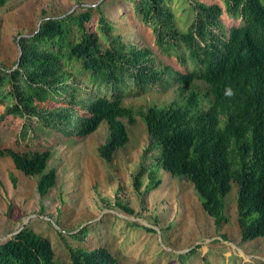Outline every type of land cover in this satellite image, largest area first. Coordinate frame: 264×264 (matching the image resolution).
<instances>
[{
  "label": "trees",
  "instance_id": "obj_1",
  "mask_svg": "<svg viewBox=\"0 0 264 264\" xmlns=\"http://www.w3.org/2000/svg\"><path fill=\"white\" fill-rule=\"evenodd\" d=\"M9 1L0 0V9ZM129 1L152 45L126 40L97 17L98 8L46 19L36 36L20 39L17 68H0V122L13 116L25 123L15 145L0 144V157L38 177L45 196L57 180L46 142L87 137L105 122L98 154L111 162L129 142L125 121L139 118L149 144L136 191L144 176L147 191L159 188L160 169L186 177L219 229L236 184L243 242L264 238V0H222L224 8L183 0L184 20L173 0ZM224 12L239 24L226 29ZM156 86L173 89L175 100L143 110L125 105ZM89 232L74 236L81 244L69 247V264H121L105 245L89 247ZM0 264L64 263L48 238L24 227L0 243Z\"/></svg>",
  "mask_w": 264,
  "mask_h": 264
},
{
  "label": "rangeland",
  "instance_id": "obj_2",
  "mask_svg": "<svg viewBox=\"0 0 264 264\" xmlns=\"http://www.w3.org/2000/svg\"><path fill=\"white\" fill-rule=\"evenodd\" d=\"M200 1L223 7L222 0ZM183 3L173 0L172 7L184 20ZM88 8H98L97 17L110 21L126 40L152 45L150 33L134 20L129 0H10L0 9V68H17L18 42L23 36H36L44 20L78 15ZM222 22L226 29L239 24L226 12ZM175 98L173 89L156 86L126 99L125 105L143 110L167 106ZM24 123L13 116L1 121L0 144L15 145ZM125 123L129 142L111 162L98 154L108 136L105 122L87 137L46 142L53 153L48 169L56 171L57 180L45 196L36 190L38 177L24 175L8 156L0 157V243L26 227L48 238L56 260L69 264V247L81 244L74 236L90 229L87 245H105L121 264L264 263V238L242 240L236 184L232 183L226 197L227 221L219 229L186 177L160 169L159 188L147 191L149 179L144 176L140 190L134 189V175L144 160L149 137L141 119L134 125Z\"/></svg>",
  "mask_w": 264,
  "mask_h": 264
}]
</instances>
